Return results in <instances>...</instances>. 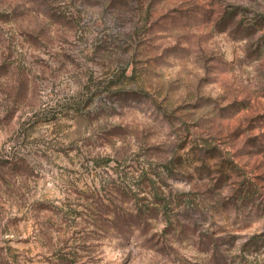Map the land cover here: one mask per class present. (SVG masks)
<instances>
[{
  "label": "rangeland",
  "instance_id": "374dc122",
  "mask_svg": "<svg viewBox=\"0 0 264 264\" xmlns=\"http://www.w3.org/2000/svg\"><path fill=\"white\" fill-rule=\"evenodd\" d=\"M0 264H264V0H0Z\"/></svg>",
  "mask_w": 264,
  "mask_h": 264
}]
</instances>
